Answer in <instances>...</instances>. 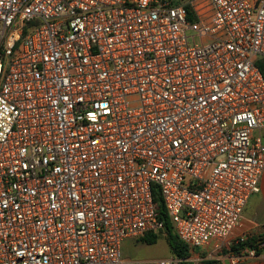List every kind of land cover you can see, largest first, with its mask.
I'll list each match as a JSON object with an SVG mask.
<instances>
[{
  "label": "built area",
  "instance_id": "built-area-1",
  "mask_svg": "<svg viewBox=\"0 0 264 264\" xmlns=\"http://www.w3.org/2000/svg\"><path fill=\"white\" fill-rule=\"evenodd\" d=\"M261 129L264 0H0V264L258 257ZM157 188L190 256L124 258Z\"/></svg>",
  "mask_w": 264,
  "mask_h": 264
},
{
  "label": "trees",
  "instance_id": "trees-1",
  "mask_svg": "<svg viewBox=\"0 0 264 264\" xmlns=\"http://www.w3.org/2000/svg\"><path fill=\"white\" fill-rule=\"evenodd\" d=\"M154 200L157 204L158 211L160 213V218L165 222V226H166L165 233L147 234L146 236L140 239V242L148 245H154L160 240L161 237H164L170 246L171 254L177 255L182 258H186L190 256L189 246L178 238V236L173 230L172 225L169 222L166 213V208L164 206L163 199L158 188L154 190ZM259 241H262L261 243H264V234L260 236L249 237L244 242H240L232 246V250L234 252H239L244 247H254L256 249L257 255L259 256L262 252V249L258 247ZM185 264H192V263L186 262ZM202 264H212V262L207 261V262H203Z\"/></svg>",
  "mask_w": 264,
  "mask_h": 264
},
{
  "label": "crops",
  "instance_id": "crops-1",
  "mask_svg": "<svg viewBox=\"0 0 264 264\" xmlns=\"http://www.w3.org/2000/svg\"><path fill=\"white\" fill-rule=\"evenodd\" d=\"M256 134H260L264 141V129L256 131ZM261 192L253 196L245 208L243 219L239 228L236 229L237 235L251 234L260 236L264 234V176L261 180ZM249 237H255L251 236ZM259 241L258 244H261ZM260 248V247H259ZM261 254L250 262L243 264H264V248H261ZM263 259V260H259Z\"/></svg>",
  "mask_w": 264,
  "mask_h": 264
},
{
  "label": "rangeland",
  "instance_id": "rangeland-1",
  "mask_svg": "<svg viewBox=\"0 0 264 264\" xmlns=\"http://www.w3.org/2000/svg\"><path fill=\"white\" fill-rule=\"evenodd\" d=\"M235 231H234L235 236H243L245 239H248L249 235H251V234L237 235ZM251 236H256V235H251ZM259 247L264 248V245H261ZM122 253L124 258L132 259V260H151V259H160V258L168 257L171 255V250L169 244L167 243L164 237H161L160 240L154 245H148L142 242H138L135 239H126L122 245ZM256 258L249 259L246 261V263ZM259 260H263V259H259Z\"/></svg>",
  "mask_w": 264,
  "mask_h": 264
}]
</instances>
